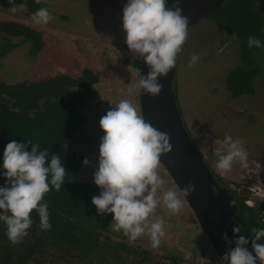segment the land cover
<instances>
[{
  "label": "rangeland",
  "instance_id": "1",
  "mask_svg": "<svg viewBox=\"0 0 264 264\" xmlns=\"http://www.w3.org/2000/svg\"><path fill=\"white\" fill-rule=\"evenodd\" d=\"M40 1L51 6L49 12L53 19L47 25H35L26 7L14 14L0 6V22L24 24L39 31L44 39V47L37 52L31 42L21 38L13 39L17 46L8 51L0 33V80L16 85L60 74L79 77L85 69L98 76L92 98L80 110L87 121L81 133L66 146L68 152L84 154L90 161L88 166L82 165L79 180L95 184L94 166L98 163L100 138L104 135L100 118L122 99L130 100L141 114L140 95L129 96L127 91L137 83L139 74L135 66L127 64L139 60L138 56L126 54L131 52L122 28L127 0ZM192 54H198L200 59L189 68ZM258 60L263 74L252 82L255 93L233 98L226 78L240 61L238 41L226 24H217L205 17L197 25L188 27V38L176 58L173 90L185 126L206 162L223 187L236 188L241 198L256 204L258 219L264 226V52L258 54ZM225 135L243 141L248 167L241 168L237 163L230 172L220 175L215 167L219 158L216 149L223 154L221 142ZM159 171L164 180L160 195L174 189L185 200L162 164ZM158 218L165 221V236L158 249L151 247L148 235L130 243L122 232L108 228L115 233L112 238L148 253L144 264H174L171 258H176L178 264H223L186 200L179 214H171L161 204L149 217L151 221ZM125 256L124 264L140 260L134 255ZM54 259L47 257V261ZM73 262L83 264L78 260Z\"/></svg>",
  "mask_w": 264,
  "mask_h": 264
},
{
  "label": "clouds",
  "instance_id": "2",
  "mask_svg": "<svg viewBox=\"0 0 264 264\" xmlns=\"http://www.w3.org/2000/svg\"><path fill=\"white\" fill-rule=\"evenodd\" d=\"M8 11L17 13L25 4L17 5L7 0ZM40 3V0H36ZM53 19L47 7L32 14L35 25H47ZM188 18L182 15L180 0L169 7L167 0H127L123 7L122 28L125 42L133 56L142 58L149 66L146 76L138 70V80L128 88V95L144 94L155 97L163 85L159 77L167 76L176 67V58L188 38ZM248 47H264L256 36L248 37ZM198 54H192L188 67L199 61ZM141 60V59H140ZM99 126L104 135L100 138L98 163L94 166L93 182L100 189L92 197V204L101 216L112 214L109 227L122 232L130 243L148 235L153 249H158L165 236V221L149 219L161 204L171 214H179L185 200L174 189L160 190L164 184L159 171L162 154L171 151L169 134L157 130L138 113L130 100L122 99L100 118ZM223 154L216 149V169L220 175L230 172L234 164L248 167L247 151L243 141L225 135L221 142ZM29 146L31 150L29 151ZM171 162V161H170ZM84 166L90 161L86 158ZM3 169L5 185L0 186V221L6 225V235L12 244H20L29 234L34 221L33 210L39 216L42 231L51 230L48 204L44 196L55 189L60 191L67 174L58 154L49 159L47 149L41 150L39 142H17L11 140L4 148ZM195 190L189 181L181 190L187 197ZM212 191L215 193L216 189ZM252 237L238 235L239 227L233 228L238 236L222 257L227 264H264V228H252ZM228 241L227 234H224ZM251 241L252 252L247 245ZM253 252L255 255H253Z\"/></svg>",
  "mask_w": 264,
  "mask_h": 264
},
{
  "label": "trees",
  "instance_id": "3",
  "mask_svg": "<svg viewBox=\"0 0 264 264\" xmlns=\"http://www.w3.org/2000/svg\"><path fill=\"white\" fill-rule=\"evenodd\" d=\"M15 3H24L30 15L41 7L49 11L51 8L45 1L15 0ZM0 6L10 7L7 0H0ZM207 17L217 24H226L239 44L240 63L228 74L227 89L233 98L253 95L252 82L263 74L257 54L264 47H248L249 36H256L264 43V17L257 3L229 0ZM0 33L8 51L17 46L12 40L19 38L31 42L36 52L44 47L42 34L24 24L1 21ZM127 64L140 70L141 60ZM98 83V76L90 69H85L79 77L60 74L16 85L0 80V173L4 171V148L11 140L39 142L41 150H48L49 159L52 154L60 156L67 171L60 191L52 189L42 201L48 204L51 230L40 229L39 216L33 210L34 223L29 234L22 243L12 244L6 235V225L0 221V264H72L75 260L83 264H124L126 254L140 258L135 264H144L148 259L145 256L148 253L112 238L115 233L109 232L108 227L113 215H99L92 204V197L98 196L100 189L79 180L85 155L70 153L66 147L85 125L87 117L80 110L92 98L93 87ZM4 185L5 177L0 175V186ZM237 205L236 221L252 237V228H262L257 209L246 205L243 198ZM260 242L264 243V239ZM48 256L55 259L47 261ZM171 259V263L178 264L176 258Z\"/></svg>",
  "mask_w": 264,
  "mask_h": 264
},
{
  "label": "water",
  "instance_id": "4",
  "mask_svg": "<svg viewBox=\"0 0 264 264\" xmlns=\"http://www.w3.org/2000/svg\"><path fill=\"white\" fill-rule=\"evenodd\" d=\"M227 1L229 0H180V7L182 15L188 18V27H192ZM251 1L257 3L264 17V0ZM174 2L175 0H167V5L171 7ZM148 72L149 66L141 58L140 73L146 76ZM176 72L175 67L167 76L158 78L159 83L163 85L159 95L152 97L143 92L140 94L141 115L157 130L169 134L171 151L162 154L161 164L166 168L180 192L189 181L194 184L195 190L184 198L214 251L222 263L227 264L222 257L226 251L235 247L232 242L238 238L233 233V228H240L238 235L246 238L249 236L236 221L238 206L235 197L229 193V188L223 187L218 182L204 154L185 126L177 95L173 90ZM213 188L216 189L215 193L212 191ZM225 233L228 237L227 242L223 238ZM247 247L250 252L253 251L251 241ZM253 255H255L254 252Z\"/></svg>",
  "mask_w": 264,
  "mask_h": 264
},
{
  "label": "flooded vegetation",
  "instance_id": "5",
  "mask_svg": "<svg viewBox=\"0 0 264 264\" xmlns=\"http://www.w3.org/2000/svg\"><path fill=\"white\" fill-rule=\"evenodd\" d=\"M234 38L236 39V37L234 36ZM238 49H239V44H238ZM264 51H262V52H259V53H263ZM258 53V54H259ZM258 54H257V59H258ZM258 62H259V60H258ZM239 63H240V61H239ZM239 65V64H238ZM237 65V66H238ZM260 66V65H259ZM211 167V166H210ZM212 169V168H211ZM212 171H213V169H212ZM213 173L215 174V172L213 171ZM215 176H216V174H215ZM216 178H217V180H218V182L222 185V183H221V181H220V179L216 176ZM223 186V185H222ZM229 193L231 194V195H233L234 197H235V199H236V203H237V201H238V203H240V201H241V195L240 194H237L236 192H235V190H233V189H229ZM245 203H246V201H245ZM246 205H248V204H246ZM238 206V205H237ZM253 206L254 207H251V208H256L257 209V206H256V204L255 203H253ZM261 207V206H260ZM260 224H261V226H262V228H264V226H263V224L260 222Z\"/></svg>",
  "mask_w": 264,
  "mask_h": 264
},
{
  "label": "built area",
  "instance_id": "6",
  "mask_svg": "<svg viewBox=\"0 0 264 264\" xmlns=\"http://www.w3.org/2000/svg\"><path fill=\"white\" fill-rule=\"evenodd\" d=\"M126 54H128L129 56H131L132 55V53L131 52H128V51H126ZM133 56V55H132ZM139 58V57H138ZM139 59H141V58H139ZM229 189H233V190H237L236 188H234V187H229ZM253 190V189H252ZM240 191V190H239ZM254 191V190H253ZM246 204H248V206L249 207H253V202L252 201H246Z\"/></svg>",
  "mask_w": 264,
  "mask_h": 264
},
{
  "label": "crops",
  "instance_id": "7",
  "mask_svg": "<svg viewBox=\"0 0 264 264\" xmlns=\"http://www.w3.org/2000/svg\"><path fill=\"white\" fill-rule=\"evenodd\" d=\"M53 31H55V30H53ZM58 32H59L58 30L55 31V33H58Z\"/></svg>",
  "mask_w": 264,
  "mask_h": 264
}]
</instances>
